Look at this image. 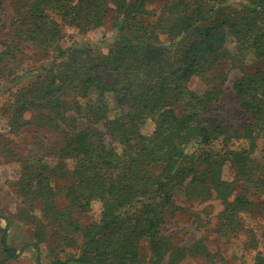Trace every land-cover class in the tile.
Returning <instances> with one entry per match:
<instances>
[{"label":"trees","instance_id":"trees-1","mask_svg":"<svg viewBox=\"0 0 264 264\" xmlns=\"http://www.w3.org/2000/svg\"><path fill=\"white\" fill-rule=\"evenodd\" d=\"M21 1L0 53V82L17 87L11 126L22 129L26 114L36 113L40 127L63 135L62 160L74 162L67 172L33 157L18 160L14 189L22 205L42 206L59 239L79 251L51 264H181L199 255L214 264L201 244L171 248L162 229L178 210V196L221 201L222 239L243 232L242 214L257 208L264 216V154H257L260 142L264 152V0ZM109 3L117 16L109 43L62 47L67 28L87 34L103 27ZM31 49L48 56L32 81L25 70ZM228 63L242 72L232 90L247 117L234 131L205 118L227 80L213 72ZM196 77L207 83L202 97L189 88ZM80 120L88 126L80 127ZM148 121L154 129L144 134ZM101 123L105 134L93 131ZM233 139L248 147L232 149ZM218 143L224 150L212 151ZM227 165L229 180L223 177ZM61 195L67 203L57 208ZM95 203L101 214L91 220ZM10 228L0 217V264L23 254L10 244ZM42 233L32 244L38 258ZM260 239L249 231L246 247L256 249Z\"/></svg>","mask_w":264,"mask_h":264},{"label":"rangeland","instance_id":"rangeland-1","mask_svg":"<svg viewBox=\"0 0 264 264\" xmlns=\"http://www.w3.org/2000/svg\"><path fill=\"white\" fill-rule=\"evenodd\" d=\"M19 1L22 2L21 0H0V53L3 50V43L11 38V23L19 9ZM107 11L106 22L99 29L82 34L75 29L67 28L62 47L66 49L72 46L73 43H96L100 39H105L109 43L113 36L112 26L117 16L113 4L109 3ZM31 50L25 53V70L27 73H32L29 74L28 79L30 81L38 74L36 72L45 65L48 58L40 51ZM103 51H107L106 48ZM239 68L231 70V65L228 63L220 64L214 70V78L227 75V80L223 86V96L205 114L206 119H216L230 131L241 129L247 122L246 115L235 102L232 90L234 82L242 76ZM106 78L108 81L114 79L113 75L109 73L106 74ZM189 88L199 97H202L208 91L206 81L198 77L190 82ZM16 92L17 87H15L12 80L0 82V217L7 218L11 222L10 244L23 251L19 260L9 264H51L56 260L67 261L78 256V249L74 246L65 245L67 243L64 244L63 240L59 239L56 235V232H58L56 226L42 217V206L36 205L33 209H30L22 205L21 199L15 193L14 184L19 169L18 160L20 159L33 157L39 160L42 165L50 168L61 166L67 172L72 171L74 162L65 158L62 160L63 135L51 129L40 127L36 113L26 114L23 121L29 122L27 126L16 131L12 129V114L15 112L12 106ZM78 125L80 127L88 126L85 120H80ZM153 129V124L148 121L143 133L151 134ZM93 131L105 134L106 128L101 123L93 125ZM104 141L107 145L111 144V139L108 136L104 138ZM220 144L218 143L212 151L220 152L224 150L223 145ZM230 147L232 149L247 148L248 143L233 139ZM257 154L259 157L264 154V152L262 153L261 142ZM223 177L225 180L233 177V171L229 168V165L225 167ZM66 203L65 195L55 199L57 208L64 207ZM175 205L178 208L176 214L166 219L162 229L163 236L169 240L171 248L180 247L190 250L201 244L214 256V264H257L259 257L264 258V216L257 208L255 209L257 212L254 214L244 213L241 215L243 232L235 237L222 239L217 234V227L224 211L221 201L213 199L207 202H189L184 197L178 196L175 199ZM100 214V204H93L89 214L90 219L97 220ZM1 225L5 227L6 223L1 221ZM38 231L40 234H43L42 231L45 233L39 258L32 247ZM249 231H255L261 237L259 246L256 249L246 247L249 242ZM76 242L78 243L77 239ZM143 246L147 247L146 242H143ZM161 264H167V260ZM181 264L209 263L205 256L199 255L196 257L187 256Z\"/></svg>","mask_w":264,"mask_h":264}]
</instances>
